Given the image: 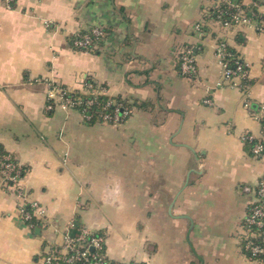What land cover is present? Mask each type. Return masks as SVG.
I'll use <instances>...</instances> for the list:
<instances>
[{"label":"crops","instance_id":"1","mask_svg":"<svg viewBox=\"0 0 264 264\" xmlns=\"http://www.w3.org/2000/svg\"><path fill=\"white\" fill-rule=\"evenodd\" d=\"M215 3L0 0V147L45 209L34 225L23 220L0 176V264H47L70 222L103 235L113 262L263 264L237 230L264 176V156L242 138L262 135L264 30L223 26ZM94 27L105 31L97 46L76 49L75 34ZM221 40L247 78H223ZM186 46L195 82L180 74ZM87 78L134 104L130 116L87 123L79 110L47 107L54 84L80 89Z\"/></svg>","mask_w":264,"mask_h":264},{"label":"built area","instance_id":"2","mask_svg":"<svg viewBox=\"0 0 264 264\" xmlns=\"http://www.w3.org/2000/svg\"><path fill=\"white\" fill-rule=\"evenodd\" d=\"M13 0H6L11 5ZM228 8H226L225 6ZM251 5V6H250ZM258 6L255 0L247 3L245 0H216L214 5L215 19L225 27L229 26H254L257 30H264V19L253 7ZM198 30L201 29L197 25ZM105 35L102 27H94L88 33L77 32L73 39V45L78 50H91L97 46L100 39ZM217 55L223 67L222 76L225 80L231 81L236 78L245 79L248 76V64L240 55L235 54L227 42L220 41L217 45ZM180 74L195 82L198 76V67L195 54L191 47H184L179 51ZM232 85L239 84L236 81ZM77 88L68 86L60 87L54 84L49 92L50 102L47 105L52 109L54 105H60L65 110H79L85 119L91 118L87 112V106L95 102V98L104 93V87L99 84L83 82L82 92L92 95L85 103L82 100H74L67 94ZM114 101H109L105 108ZM205 102L212 104L210 98ZM84 103L82 110L79 106ZM250 107L251 102L245 101ZM132 109L123 108L119 104L113 113L103 112L100 119L105 122L120 123L130 116ZM254 116L261 122L262 135L255 138L252 134L242 136L243 140L252 142V152L255 156H264V106L254 112ZM25 167L19 163L11 154L3 155L0 158V176L2 182L13 188L19 198V212L23 220L34 225L35 220L45 218V209L38 201L28 198L25 190L20 187L21 179L25 174ZM237 234L245 253L251 258L257 259L264 264V176L259 181L256 189V199L247 209L242 222L239 225ZM47 264H144L135 261L113 262L105 252V239L103 235L95 234L87 227H79L70 222L62 231L60 245L51 246L45 256Z\"/></svg>","mask_w":264,"mask_h":264},{"label":"trees","instance_id":"3","mask_svg":"<svg viewBox=\"0 0 264 264\" xmlns=\"http://www.w3.org/2000/svg\"><path fill=\"white\" fill-rule=\"evenodd\" d=\"M231 1H236V0H231ZM241 1V0H238ZM225 6V5H224ZM226 8H228L227 6H225ZM213 12L215 13L216 11L213 10ZM91 30V29H90ZM90 30L87 31H82L81 34H85L88 33ZM74 39V38H73ZM101 40V39H100ZM234 53L235 51L232 50ZM236 54V53H235ZM85 82L87 83H92L93 85H97L98 83L96 81H94L92 78H87L85 79ZM100 85V84H99ZM102 86V85H100ZM60 87L66 88L68 87L67 85H60ZM103 87V86H102ZM68 96H70L71 98H73L74 100H82L84 103L90 99L92 97V95L82 92L80 89H76L73 92H70L67 94ZM109 101H114L111 104H109L106 108V104ZM84 103L82 105L79 106V109L82 110V108L85 106ZM121 104L123 108H129L131 109V107L134 105L132 103H128V101H126V99H122L121 97H116V98H111L108 95L102 93L99 94L96 98H95V102L90 105L87 106V112L91 115V118L89 119H85V121L87 123H94L96 120H98L101 117V114L103 112H111L113 113L114 110L116 109V107ZM78 110V109H77ZM6 154H10L9 152H6L4 149H2L0 147V158L3 157V155ZM12 155V154H11ZM13 157V155H12ZM14 158V157H13ZM254 259V258H253ZM116 263V262H115Z\"/></svg>","mask_w":264,"mask_h":264}]
</instances>
